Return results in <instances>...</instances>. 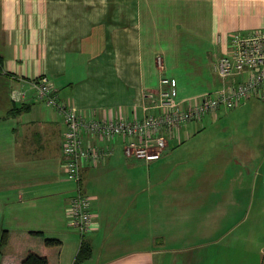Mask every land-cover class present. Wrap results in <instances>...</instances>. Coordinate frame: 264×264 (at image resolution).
<instances>
[{
  "label": "crops",
  "instance_id": "0c3cea01",
  "mask_svg": "<svg viewBox=\"0 0 264 264\" xmlns=\"http://www.w3.org/2000/svg\"><path fill=\"white\" fill-rule=\"evenodd\" d=\"M259 29L264 0H0L1 264L30 251L49 264H264L261 99L187 123L152 162L127 157L121 137L86 135L108 154L82 167L93 212L82 235L68 213L67 125L34 86L48 76L85 117L142 118L157 112L149 96L163 77L179 100L222 87L230 34ZM210 121L230 132L206 133ZM83 239L92 254L77 263Z\"/></svg>",
  "mask_w": 264,
  "mask_h": 264
},
{
  "label": "built area",
  "instance_id": "2783aa9c",
  "mask_svg": "<svg viewBox=\"0 0 264 264\" xmlns=\"http://www.w3.org/2000/svg\"><path fill=\"white\" fill-rule=\"evenodd\" d=\"M157 62L164 68L161 56ZM217 70L222 87L186 101L178 99L173 80L163 77L160 90L149 96L157 112L133 119L85 117L76 107L58 98L48 76L36 79L37 94L59 109L67 125L63 147L64 170L67 179L76 184L68 213L70 224L82 235L93 227L91 200L81 183L82 167L86 161L105 159L108 154L106 150L88 146L85 136L98 135L110 141L121 137L127 157L152 162L162 157L168 139L187 123L221 107L241 106L252 97L264 102V29L231 33Z\"/></svg>",
  "mask_w": 264,
  "mask_h": 264
},
{
  "label": "trees",
  "instance_id": "16d2710c",
  "mask_svg": "<svg viewBox=\"0 0 264 264\" xmlns=\"http://www.w3.org/2000/svg\"><path fill=\"white\" fill-rule=\"evenodd\" d=\"M40 233V232H37ZM8 232L4 231L2 236L0 237V264H1V256H2V248L7 244L8 242ZM45 244L47 246H55L59 245L61 243L60 240L52 237H46L44 240ZM92 254V246L89 242L83 239L81 248L79 250L76 262H82L88 257H90ZM23 264H49V260L47 256L41 255L37 252L30 251L26 255V258L23 261Z\"/></svg>",
  "mask_w": 264,
  "mask_h": 264
},
{
  "label": "rangeland",
  "instance_id": "374dc122",
  "mask_svg": "<svg viewBox=\"0 0 264 264\" xmlns=\"http://www.w3.org/2000/svg\"><path fill=\"white\" fill-rule=\"evenodd\" d=\"M228 124H226V123H223L222 124V128H218V130L217 129H215V127H213V124H212V121H210V122H208V125L206 126L207 127V129L205 130V132L206 133H217V132H222V133H226V134H228V132H230V130L229 131H227V129H231L230 128V126H227ZM197 142H198V140H196L195 141V143L197 144ZM206 142V140L204 141V140H202L201 141V144L203 143H205ZM219 143V142H218ZM202 144V145H203ZM214 143H213V141H211V142H209V145L207 144V149H212V150H214ZM216 147H217V145H216ZM194 160H197V161H199V162H201V161H203V159L201 158V156L198 154V155H196V158H193Z\"/></svg>",
  "mask_w": 264,
  "mask_h": 264
}]
</instances>
